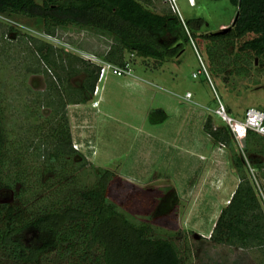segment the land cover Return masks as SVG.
I'll return each instance as SVG.
<instances>
[{
	"label": "trees",
	"instance_id": "trees-1",
	"mask_svg": "<svg viewBox=\"0 0 264 264\" xmlns=\"http://www.w3.org/2000/svg\"><path fill=\"white\" fill-rule=\"evenodd\" d=\"M229 1L237 8L234 24L222 32L200 35L208 39L204 48L209 64H222L224 70L232 63L246 75L251 67L262 71L264 0ZM152 3L153 0H0V15L33 20L50 36L69 25L93 28L109 39L108 48L100 54L103 61L127 69L128 56L135 54L150 59L152 67H159L180 54L183 25L169 9L153 11ZM185 23L199 30L202 20ZM190 28L191 37L194 32ZM9 30L15 28L10 26ZM28 38L34 43L32 56L44 65L47 86L32 100L38 107L30 110L26 106L22 112L25 129L18 136L5 129L0 104V192L11 191L14 200L0 202V264H181L171 240L152 236L149 222L134 221L110 199L111 185L119 178L115 173L90 165L93 179L86 180L88 162L73 147L66 107L94 97L101 65L32 36ZM51 70L53 73H47ZM78 76V85L70 84V79ZM41 106L49 112L44 118L39 113ZM161 114L150 110L147 119L155 123ZM204 131L229 148L240 179L221 209L210 239L242 249L257 247L264 254V212L244 173L242 157L231 148L232 136L224 125L213 129L210 116ZM258 135L246 132L242 140L244 154H263L255 143L248 147V142ZM252 165L264 168L262 161Z\"/></svg>",
	"mask_w": 264,
	"mask_h": 264
},
{
	"label": "rangeland",
	"instance_id": "rangeland-1",
	"mask_svg": "<svg viewBox=\"0 0 264 264\" xmlns=\"http://www.w3.org/2000/svg\"><path fill=\"white\" fill-rule=\"evenodd\" d=\"M177 4L182 20L176 15L183 25L180 54L159 67L133 54L128 56V70L121 75L114 74L111 63L100 58L109 39L93 28L69 25L50 36L33 20L0 15V104L4 108V127L13 135L23 132L22 112L26 106L30 110L38 107L32 100L47 86L44 65L32 56L34 43L29 36L101 65L107 75L98 83L100 93L86 103L66 107L73 144L88 162L86 180L93 179L90 165L115 173L119 178L111 185L110 199L134 221L149 222L152 236L171 240L181 264H263L260 248L242 249L210 239L215 221L240 179L232 152L204 131V123L210 116L213 129L224 125L214 112L219 101L229 115L239 120L251 107L264 110V69L251 67L246 75L232 63L224 70L222 64H209L204 48L208 39L200 35L234 24L237 8L229 0H193V5L189 0H177ZM151 9L171 11L164 0H153ZM193 19L202 20L199 30L186 27L185 22ZM10 26L15 30H9ZM188 28L194 32L191 37ZM128 80L142 84L152 98L156 96L154 102H149L148 111L162 112L157 122H149L147 115L138 117L145 99L130 94L125 87ZM78 81L80 76L71 78L70 84L76 86ZM187 93L190 98L185 97ZM170 102L171 109L166 105ZM39 113L43 118L49 114L43 106ZM232 140L231 148L242 157L244 173L264 212V199L248 166L264 162V136L248 142V147L255 143L263 154H244L233 137ZM253 172L263 188L264 168H254ZM0 202H14L12 192L2 190Z\"/></svg>",
	"mask_w": 264,
	"mask_h": 264
},
{
	"label": "built area",
	"instance_id": "built-area-1",
	"mask_svg": "<svg viewBox=\"0 0 264 264\" xmlns=\"http://www.w3.org/2000/svg\"><path fill=\"white\" fill-rule=\"evenodd\" d=\"M164 2L171 9L172 13L177 14L179 16V18L182 20V17L180 15V11H179V7L177 4V0H164ZM189 2L191 5H193V0H189ZM106 63H108V62H106ZM110 65H112V64H110ZM111 68H112L113 73L116 75H121L122 73H125L128 70V68L124 69V68L114 66V65H112ZM202 69L204 72H206L205 67H203ZM197 73H200V71H198ZM104 74H106V70H105V68H101L98 81L103 77ZM195 76H196V73L193 74V77H195ZM97 88H98V84L95 86L94 96H96ZM185 97L190 98L191 94L187 93L185 95ZM214 112H215L216 116L223 122L224 126H226L230 135L233 137V139L236 141V143H238L239 148L241 150H242V146H243L242 140L245 138L246 132L248 130L254 131L257 134L264 136V110L261 108L251 107V108L247 109V111L245 112L244 119L239 120V119L229 115V113H227V111H226L224 104L221 101H219L218 107L214 110ZM73 146L75 149L77 148L76 145L73 144ZM220 146L224 147L225 145L223 143H220ZM246 162H248V161L246 160ZM248 166L251 170L252 179L255 180L257 188L260 191L262 198L264 199L263 188L260 187V185L256 179V176L253 172L255 167L253 168L250 165H248Z\"/></svg>",
	"mask_w": 264,
	"mask_h": 264
},
{
	"label": "crops",
	"instance_id": "crops-1",
	"mask_svg": "<svg viewBox=\"0 0 264 264\" xmlns=\"http://www.w3.org/2000/svg\"><path fill=\"white\" fill-rule=\"evenodd\" d=\"M133 77H135V76H133ZM137 79H140V78H137ZM100 82V80L97 82V84ZM126 82V85H125V87L128 89V90H130V94L132 93V94H134V95H139V96H142L144 99H145V102H143L142 103V106L144 105L145 107L144 108H142V110H139V111H137L138 113L137 114H139L138 115V117H140L141 119H143V118H145V116L148 114V112L150 111H148V105H149V102L151 101V102H154L155 101V99H156V96H153V98H152V95L149 93V91L147 90V88L146 87H144V86H142V84L140 85V84H138L135 80H128V81H125ZM105 93H106V88H105V91H104V95H105ZM137 93V94H136ZM103 99V98H102ZM106 99V98H105ZM106 101H108L107 99H106ZM172 102H170L169 103V105L168 104H166L167 105V107L169 108V109H171V107H172V104H171ZM140 105V104H139ZM140 107V106H139ZM140 109H141V107H140ZM148 111V112H147ZM144 116V117H143Z\"/></svg>",
	"mask_w": 264,
	"mask_h": 264
},
{
	"label": "bare ground",
	"instance_id": "bare-ground-1",
	"mask_svg": "<svg viewBox=\"0 0 264 264\" xmlns=\"http://www.w3.org/2000/svg\"><path fill=\"white\" fill-rule=\"evenodd\" d=\"M107 74H104L103 77L100 79V81L104 80V78L106 77ZM100 86H98L97 91H96V95H98L100 93Z\"/></svg>",
	"mask_w": 264,
	"mask_h": 264
},
{
	"label": "water",
	"instance_id": "water-1",
	"mask_svg": "<svg viewBox=\"0 0 264 264\" xmlns=\"http://www.w3.org/2000/svg\"><path fill=\"white\" fill-rule=\"evenodd\" d=\"M223 30H224V29H223ZM223 30H222V31H223ZM222 31H217V32H215V33L222 32ZM242 142H243V141H242Z\"/></svg>",
	"mask_w": 264,
	"mask_h": 264
}]
</instances>
